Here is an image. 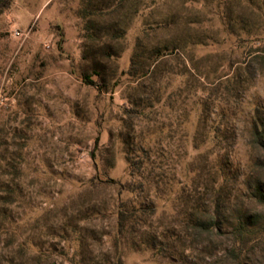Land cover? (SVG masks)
Masks as SVG:
<instances>
[{"label":"rangeland","instance_id":"374dc122","mask_svg":"<svg viewBox=\"0 0 264 264\" xmlns=\"http://www.w3.org/2000/svg\"><path fill=\"white\" fill-rule=\"evenodd\" d=\"M263 37L264 0H0V264H215L185 214L242 190Z\"/></svg>","mask_w":264,"mask_h":264},{"label":"trees","instance_id":"16d2710c","mask_svg":"<svg viewBox=\"0 0 264 264\" xmlns=\"http://www.w3.org/2000/svg\"><path fill=\"white\" fill-rule=\"evenodd\" d=\"M258 41L264 45V37ZM136 57L139 58L138 55ZM136 63L137 61L133 60V66ZM83 79L85 83L99 87L98 83L89 77ZM99 140V138L96 139V148ZM247 146L249 163L246 173L243 174V181L240 183L242 190L238 196H235L236 199H232L231 194H224L223 187L216 186L210 194L209 206L199 204L198 202L204 201V198L200 197L196 199L197 202L191 207L190 213L185 214V230L190 233L193 244L202 243L210 246L214 238L219 237L229 243L222 256L214 262L215 264L218 261L224 264H249V261L255 259L260 264H264V114L259 109L249 121ZM94 154L92 153V156H95ZM226 159L225 166L229 168V152ZM143 164V160L131 161L132 173L141 172ZM230 172L231 170L226 169L222 174L226 183L229 180L238 179V177H232ZM104 183L116 184V181L105 180ZM184 189L179 190L178 199L185 197ZM118 214L119 240L117 242L124 237L129 225L136 222L138 217L137 212L123 208Z\"/></svg>","mask_w":264,"mask_h":264}]
</instances>
